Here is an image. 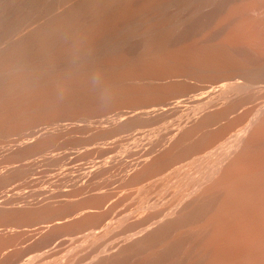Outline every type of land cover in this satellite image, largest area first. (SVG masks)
I'll return each mask as SVG.
<instances>
[{
    "label": "bare ground",
    "instance_id": "bare-ground-1",
    "mask_svg": "<svg viewBox=\"0 0 264 264\" xmlns=\"http://www.w3.org/2000/svg\"><path fill=\"white\" fill-rule=\"evenodd\" d=\"M134 35L141 38L142 46L139 52L142 63L156 59L157 63L162 62L163 66L170 68L169 79L173 86L171 93L167 90L163 95L161 90L155 95L157 98L162 95L172 98L171 101L166 99L167 103L165 101L154 104L150 100L144 105L137 103L139 108L134 102V106H137L135 110L116 116L117 123L123 124L133 117L160 115L153 121H145L143 127H138L139 130L136 128L138 132L127 138L132 144L146 145V148L142 149L139 162H133L129 166L128 173H131L127 174L128 188L122 187L125 190L123 197L126 195V199L111 200L107 212L100 215H96L100 211L99 207L93 206L76 212L77 216L73 219L87 217L77 225L86 232L84 236L81 235L83 232L77 234L76 236H82L80 239L77 237V241L73 239L76 237H73V240L70 238L73 244L80 242L68 251L69 255H64L67 259L72 255L77 256V264H264V0H0V90L6 92L3 93L7 99L14 95L20 98L18 101L22 99L24 104L29 102L28 98H33H30L32 95L27 97L29 94L22 96V92L30 91L40 95L48 89L57 96L55 94L62 90L59 89L60 86L69 85V78L63 77L64 74L90 70L88 59L102 49H96L94 45L107 41L111 44L117 43L114 46H118L119 42L133 39ZM173 41L177 42L176 46H171L173 48L161 47ZM99 44L98 46L101 45ZM131 48L129 47V52ZM114 50L115 47L110 53H115ZM129 52L125 51L127 54ZM107 65L103 68L111 66ZM113 65L120 69L125 64ZM162 71L164 73L166 69ZM117 75L119 78L120 75ZM136 75L138 77V74ZM116 77L111 78L115 80ZM123 77L124 75L122 79ZM141 77L143 75L138 78L142 79ZM135 80L133 82H136ZM90 81H93L92 78ZM200 82H203L202 85ZM198 83L201 86H196ZM105 85L110 86L106 82ZM96 86L92 87L93 90L98 88ZM131 87L134 90L136 88ZM89 89L91 90H87ZM131 89L129 88V91ZM85 90L79 92L83 93ZM66 91L64 93H71V90L70 93ZM99 92L98 94L102 93ZM3 93L1 91V97L4 96ZM50 93L47 92L46 95L49 96ZM116 93L119 94L117 91ZM142 93L136 94L138 96ZM77 94L79 93L76 92ZM130 94L132 96L134 91L128 95ZM145 94L153 97L151 92L145 91ZM76 95L74 97L78 98ZM110 95L108 99H111ZM42 96L35 95L34 98ZM108 99L106 100L109 101ZM44 101L39 104H45ZM34 102L35 99L33 104ZM47 102L46 104L52 100ZM14 103L11 100L0 102V108L2 106L3 110L5 109L0 111L5 112L8 107L14 106ZM57 103L60 106V102ZM19 105L17 104L16 109ZM131 105L130 107L134 108ZM71 107L74 105L69 106ZM26 108L31 110V107ZM39 108L40 106H35L32 109ZM110 108L113 110L116 106ZM23 110L21 111L28 113V109L26 112ZM87 110L85 111L88 113L90 110ZM21 113L17 112L14 117L17 118ZM107 113L110 115V112ZM81 114L79 113V116ZM110 118L109 120H112ZM165 119H170L171 130L160 125ZM29 120L31 121L30 117ZM70 121H66L69 122L68 125L72 124ZM108 122L101 121V124L104 123L106 127ZM66 125L64 124V127ZM83 126L85 125L80 127ZM74 127L76 126L69 125L65 129L72 131ZM40 134L37 136H41ZM126 135L129 136L128 133ZM32 137L34 136H31V139ZM118 140L116 138V142ZM132 153L129 151L127 154L130 156ZM110 157L106 158L111 159ZM104 160L102 163L106 165L108 161ZM99 166L94 164V170ZM118 166L121 168V164ZM101 187L103 188L102 185ZM60 221L56 226L70 222L67 218ZM47 225L50 227V224ZM52 227L51 225V229ZM61 240H64V237ZM61 240L59 239L60 242ZM57 247H54L55 250ZM45 255L48 254H43L42 257ZM15 256L17 257V254Z\"/></svg>",
    "mask_w": 264,
    "mask_h": 264
},
{
    "label": "rangeland",
    "instance_id": "rangeland-1",
    "mask_svg": "<svg viewBox=\"0 0 264 264\" xmlns=\"http://www.w3.org/2000/svg\"><path fill=\"white\" fill-rule=\"evenodd\" d=\"M108 43L109 42H107V41L101 42L100 44L101 45L103 44V46H101L98 43L101 47L98 46V44H96V45L93 44L94 48H96V49L102 48V49H100L101 52L99 50L98 52L95 53L94 56H91V58L88 59L89 64H90L89 65V69H90L89 71H87V72H76V73H72L69 75L68 74L63 75V77L65 76V77L69 78V82L71 84L68 82L69 87L67 85H62L59 87V89L61 88L62 90L60 89L61 91L58 90V92L60 91V93H62V91H63L62 94L59 93L61 96L59 94H55L57 96H54L53 92L50 93V91H48V89L46 91L49 92L53 96H51L50 94H49V96L46 95V93H47L46 91L43 92V94L45 93L44 96H42L43 95L42 93H40V95H39L38 93L33 94V92H30V91L22 92V94H21L22 96L29 94V96L27 95V97H30V95H32L30 98H33L32 100L28 98L29 102H27V103L25 102V104H24L22 99H21V101H18L20 98L14 96V95L13 96L16 99L13 96H11L10 98L8 97V99H7V96H5L6 92L3 90H0V95H1V91H2V93L5 92V94L3 93L4 96H2V97L0 96L1 97L0 102L11 100L13 103L17 102L18 105L20 104L19 105L20 107L18 106L19 108L16 109L17 104L14 103L15 107L14 106H11L10 108L8 107L9 110L7 109L5 112H3L5 110V109L3 110L4 107L2 108V106H1L2 109L0 108V110H3V111H0V115L2 116V117L0 116V118H1L0 119V146H1L0 147V264H19L21 262H22L21 264H24L26 262L28 264H31L32 262L34 264H61L62 261H63V264H75V263L77 264V262H78L77 256L72 255L67 259L66 255H69L68 251L72 247H74V245H76L78 242H80V241H78V242L73 244V243H71L70 238L71 239L73 237L82 238L81 235L84 236V232H86L85 229L78 228L77 225L87 217L77 218V220L73 219V217L75 218L77 216L76 212H79V210H83L85 208H88L89 206L91 208H93V207L98 208L99 207L98 209L100 211L96 215H100V214L107 212V209L110 205L109 203H111L114 199L115 200L116 199L124 200L127 197L126 195H124V197H123V193L125 192L124 189L128 188L126 182H127V179L129 178L128 175L131 173V172L128 173L130 170L129 166L132 165L133 162L134 163L139 162V157L143 151L142 149L146 148V145L141 146L140 144L139 145L138 144H132L131 140H130V142H129V140L127 141V138L132 137L135 134V132H138L137 131V129L139 130L138 127H140V126L143 127L144 123L149 122V121H153V120L159 118L160 115L159 114L150 115V116H148L149 118L147 116H144V115H142L140 117H133V118H130L129 120H127L126 122H123V124L117 123L118 121L116 119V116L121 115L123 113L125 114V112L127 113L128 111L135 110L137 106H138L137 108H139V104L144 105L146 102H149V100L152 103L154 102V104H156L157 102L158 103H161V102L165 103V101L167 103V100L171 101L170 99L172 98V96H163V95H165L167 93V90H169V92L171 93V88L173 86L171 85V81L169 79L170 68L168 66H165V65L163 66L161 64L162 62H160V64L157 63L158 61L156 59L155 60L151 59V61H149L148 63L147 62L142 63V60L140 57V52H139L141 49V46H142V42H141V38L138 37L137 35H134L133 39H131V40L122 41L121 43L119 42L118 46H114V44H117V43H113V44L109 43L112 45V46L110 45V47H108L109 51H108V49L106 50V47L109 46ZM136 43H137V45H136ZM176 43H177L176 41H173L167 45L164 44L161 47L173 48L174 45L175 46L177 45ZM132 44L134 46H132ZM171 46H173V47H171ZM113 47L116 48V50H114L115 53H110V51L112 50ZM129 47L130 48L132 47L130 49V52H129ZM103 50H105V51H103ZM125 51L129 52L128 53L129 55L127 53H125ZM118 53H120V54H118ZM137 54H138V56H137ZM93 57H94V61H92ZM109 57H112V58H109ZM135 57H137V58H135ZM106 58H108V60ZM131 58H133V59H131ZM127 61H129V62L125 63ZM106 63L109 64V66L110 65L111 66L109 68H107V67L103 68L104 66L107 65ZM113 64H116V65L119 64V66H121L120 64H122V65L125 64V65L123 67L121 66L123 69L121 67L119 69V68H115L117 66H115ZM132 64H134V66ZM96 65L99 68H97ZM144 65H145V67H144ZM113 66H115V67H113ZM125 66L127 67L126 69H125ZM131 66H133V67H131ZM142 66L144 68H142ZM128 69H130L132 72H130V70H129V73H128L127 72ZM136 69L138 72L136 71ZM165 69L167 72L164 71V73H162L163 72L162 70H165ZM168 69H169V71H168ZM125 70L127 72V75L124 74ZM133 71H136V72H133ZM142 71L146 72V73L143 74ZM112 72H114V73H112ZM155 72H157L158 74H156ZM133 73L135 74V76H129L130 74L134 75ZM153 73H155V74H153ZM75 74L76 75L79 74V76H77L78 78L76 77ZM97 74H99V75H97ZM100 74H101V76H100ZM102 74H104V76L107 74V76H105V78H104V76ZM116 74H118L117 76L120 75L119 78L116 77ZM121 74L124 75V77H123L124 82H123ZM136 74H138V77L143 75V77H141L143 79V82H142V79L138 78ZM150 74L153 75L152 76L153 79H151ZM113 76L116 77L117 80L116 79L114 80V78H111ZM71 78H73V79L71 80ZM85 78L86 79L89 78V80H86ZM91 78L93 80L92 82L90 81ZM144 78H147V79L144 80ZM127 79H128V81H127ZM138 79H140L141 81L139 82ZM134 80L136 82H133ZM158 80H161V81L159 82ZM162 80H164V81H162ZM107 81L109 83H107ZM118 81H120V82L118 83ZM73 82H77V83H73ZM78 82H79L80 86L78 85ZM97 82H99L98 85H97ZM105 82H106V84H108L110 86H106ZM114 82L116 85L114 84ZM153 82H154V84H153ZM81 83L83 84V86H81L82 85ZM86 83H88V84H86ZM102 83H103V85H100ZM200 83L202 85L203 82H200ZM200 83H198L199 85L196 84V86H201ZM73 84H76V85H73ZM77 86H79V87H77ZM95 86L98 88H96V89L94 88L95 90H93L92 87H95ZM100 86H102V87H100ZM131 86H135L136 87V88L134 87L135 90L131 89V88H133ZM62 87L64 88V90ZM65 87H66V89H65ZM75 88H77V90ZM88 88H91V90L89 89V91H88L87 90ZM129 88L131 89L130 91H129ZM137 88L139 91L137 90ZM103 89H104V91L102 92L101 90H103ZM126 89L128 90V92H126L127 91ZM65 90H67L66 92H69V93L71 90V93L66 94V93H64ZM79 90H80V92H81V90H85V91L83 93H80ZM96 90H98V91H96ZM120 90L122 92L125 90L126 91L123 93L122 92L120 93ZM99 91L102 93H100ZM116 91L119 92V94L116 93ZM133 91H134V94H132V96H131V94L128 95L129 92L133 93ZM145 91H146V93L151 92V94H153V97L150 96V94L149 95L145 94ZM160 91H161V93L163 92V95H162V97H159L160 98L159 99V98H157V96L155 94L157 92H160ZM73 92H75V93L72 94ZM76 92H78L79 94L76 95ZM98 92L100 94H98ZM109 92H111V93H109ZM135 92L137 94L142 93V92L143 93L139 94L137 96V94ZM13 93L15 94L16 92L14 91ZM54 93H56V92H54ZM94 93L95 94L97 93V94L95 95ZM109 94L112 95V96L110 95L111 99H108ZM35 95H36V97H38V96H42V97L41 98H34ZM75 95L78 98H75L74 97ZM84 95L86 97H84ZM103 95H105V96H103ZM133 95H134V98H133ZM135 95H136V97H135ZM119 96H121V97H119ZM52 97L55 99H53ZM130 97H132V98H130ZM88 98H91V100ZM97 98H99V99H97ZM112 98H114V100H112ZM140 98H141V100H138ZM147 98H149V99H147ZM13 99H14V101H13ZM34 99H35L36 103L34 102V104H33ZM63 99L68 100V101H64ZM106 99H108L109 101H107ZM157 99H158V101H157ZM24 100L27 101L26 99H24ZM38 100H39V102H38ZM42 100L43 101L46 100L48 102L52 100V102H49V103L47 102L48 104H46V101H44L45 104L44 103L39 104ZM54 100H55V102H53ZM69 100L70 101L75 100V101L69 102ZM136 100H137V102H136ZM61 101L63 102V104H64V102L68 103V104L63 105V104H61L62 103ZM78 101H79V103L83 102V104L78 103L79 104L78 105L77 104ZM91 101L93 104L91 103ZM94 101L96 102V104H94ZM57 102H60V106ZM134 102L136 104L137 103H139V104H137V106H134V105H136V104H134ZM31 103L33 104V106H29ZM50 103L54 104V105H51ZM86 103L89 105H87ZM108 103L110 104V106ZM35 104H37V105H35ZM75 104H77V106ZM121 104H124V106H121ZM127 104L128 105L130 104L134 108H131L130 105L128 106ZM49 105H51L53 109ZM55 105H57V106H55ZM73 105H74L73 108L72 107L69 108V106H73ZM26 106L31 107V110H30V108H26ZM35 106H38V107L40 106V108H39L40 110L39 109L36 110L37 108L35 110H33ZM43 106H44V108H45V106H47L46 108H48V107L49 108L44 109ZM99 106H101V108H99ZM111 106H112V109L115 106H116V108L111 110V108H110ZM118 106H121V108L120 107L118 108ZM129 107H130V109H128ZM141 107L142 106H140V108ZM5 108H7V107H5ZM78 108H79V110H78ZM90 108H94V109L93 110L91 109L92 110L91 111ZM103 108H108L110 110L108 111V110L103 109ZM23 109H25V112L28 109V113L27 112L24 113ZM87 109L90 110L91 112L88 111ZM95 109H97V110L94 111ZM98 109H100V110L98 111ZM101 109L105 110V112ZM21 110H23V111H21ZM32 110H33V112H32ZM51 110H53V112ZM67 110H68V112H66ZM85 110H87L88 113ZM77 111H80V112H77ZM17 112L18 113L23 112V113H21L20 116H18L19 115L18 114L17 118H15L14 115L17 114ZM73 112H74V115H72ZM107 112H110L109 113L110 115H108ZM68 113H70L71 115ZM79 113L80 114L86 113V114H81L80 115L81 117H80ZM65 114H66V116H65ZM87 114H88V116H87ZM94 114H95V116H94ZM7 115H8V117H7ZM91 115L93 117H91ZM96 115H98V116L96 117ZM3 116H6L5 117L6 120ZM12 116L14 118H12ZM31 116H33L34 118H32ZM62 116H64V117L62 118ZM109 116L110 117L113 116V118H110ZM156 116H158V117H156ZM27 117H28V119H27ZM29 117L31 118V121L29 120ZM60 117H61V119H60ZM88 117H90V119ZM9 118H12L14 120H12V119L10 120ZM21 118L22 119L26 118V119L25 120L23 119V121L21 122L20 121V120H22ZM41 118H43V120ZM71 118H73V119L71 120ZM109 118L112 120H109ZM114 118H115V120H114ZM4 120H5V122H4ZM54 120H58L59 122L54 121ZM67 120L70 121V123H72L69 125H75L76 126L72 129L73 132L71 130L67 131L65 129V127L69 126L68 125L69 122H66ZM75 120H77V121H75ZM107 120L109 122L106 123V127H105L104 123ZM101 121H103L104 123L101 124ZM132 121H134V122H132ZM14 122L15 123L17 122V123L14 124ZM50 122H51V124H48ZM74 122H75V124H74ZM76 122L77 123L79 122L78 123L79 126L77 125ZM44 123H45V125H44ZM98 123H100V125ZM4 124H7V125H5L6 127L4 126ZM26 124H29L30 128ZM64 124L65 125L67 124V125L64 127ZM83 124L85 126L80 127ZM102 125L105 128L102 127ZM160 125H163L164 127H169L168 130H171L170 129L171 128L170 119H169V121H168V119L163 120ZM2 126H4V128ZM35 126L37 128H35ZM32 128H34V129H32ZM45 128H46V130H45ZM79 128H81V129H79ZM93 129H95V131ZM132 129H134V130L132 131ZM19 130H20V132H19ZM31 130H33V131H31ZM64 130H66V131H64ZM92 130H93V132H92ZM107 131H108V133L106 134ZM164 131H166V129ZM36 132H38V134H36ZM60 132H62V133L59 134ZM100 132L102 133L103 136L101 135ZM103 132H105V133H103ZM126 132L129 134V136L126 135L127 134ZM132 132H133V134H131ZM91 133H93V134H91ZM39 134L41 136L38 137L37 135H39ZM58 135H60V136H58ZM31 136H34V137H32L33 139H31ZM63 136H65L66 138ZM21 138H23V139H21ZM116 138H117V140H118V138H120L118 140V142H116ZM45 139H47V140H45ZM84 139H86V140L84 141ZM111 139L113 141L110 142ZM40 140H41V142H40ZM42 140H44L45 142L44 141L42 142ZM59 141H61V142H59ZM72 142L74 145L71 144ZM91 142L92 143L94 142V143L92 144ZM61 143H62V146H61ZM110 143H114V144H110ZM123 144H124V146H123ZM127 145L130 146V148L127 147ZM124 147H126V148H124ZM114 150H115V152H113ZM129 151L133 152L132 155H130V156L127 154ZM134 153H137V154L134 155ZM107 154H110V155H107ZM104 155L106 157L111 156L112 158L110 157L111 159H107ZM126 155H127V157H126ZM101 156H103V157H101ZM135 156L137 158H135ZM95 158H96V160H95ZM99 158H101V159H99ZM127 159H129V160H127ZM75 160H77V161H75ZM103 160L104 161L107 160L108 163L106 165H104V163H102ZM117 160L120 162H118ZM97 161H99V162H97ZM109 161H110V163H109ZM124 161H125V163H124ZM111 163H112V165H111ZM40 164H42V165H40ZM94 164L95 165L99 164L100 165L99 168L94 170L95 169ZM120 164H121V168L118 166ZM109 165H111V166H109ZM82 166H84V167H82ZM54 167H55V169H54ZM81 168H83V170ZM126 168L128 170H126ZM91 170H94V171L92 172ZM89 171H91V172H89ZM126 171H127V173H126ZM87 172H89V174L90 173H92V174L94 173V174L89 175ZM115 172H117V173L115 174ZM95 174H97V175H95ZM96 176L97 177L100 176V177L98 179L94 180V178H97ZM89 178H91V179H89ZM122 178L123 179L125 178L126 180L125 179L123 180ZM93 185H95V186H93ZM101 185L103 186V188L101 187ZM94 187L96 189H94ZM78 189H80V190L78 191ZM95 190L98 191L99 193H97ZM93 194L95 196H93ZM96 195H98V196H96ZM95 199H96V201H95ZM103 199H104V201H103ZM97 201H99V202H97ZM97 204H98V206H97ZM103 206H105V207H103ZM102 207H103V209H102ZM66 218L67 219L70 218V222L60 224L59 226L57 225L56 227L53 226L52 229L54 231L51 229V227H48L49 228V229H47L48 231L46 230V228H44L45 225L48 223L56 222L59 219L64 220ZM41 224L42 225L44 224V225L42 226ZM51 230H52V232H51ZM80 233H82V234L76 236L77 234H80ZM85 235H86V233H85ZM63 237H64V240H61ZM49 238H50V240H49ZM76 238H73L74 241H77L80 239V238L79 239L78 238L76 239ZM59 239L61 240V242L59 241ZM57 241L59 243H57ZM54 243H55V245H54ZM56 243L58 245H56ZM72 244H73V246H72ZM22 245H23V247H22ZM70 245H71V247H70ZM54 247H57V249L55 250ZM46 249L47 250L49 249V251H47ZM4 250H6V251H4ZM44 250H45V252L42 253V251H44ZM2 251H4V253ZM16 254H17V257L15 256ZM39 254H42V255L48 254V255H45L42 257V255H39ZM64 254H66V255H64ZM63 256H64V258H63ZM11 258H12V260H11ZM38 258L39 259L41 258V259L39 260ZM34 260H35V262H34ZM8 261H9V263H8ZM29 261H31V262H29Z\"/></svg>",
    "mask_w": 264,
    "mask_h": 264
},
{
    "label": "crops",
    "instance_id": "crops-1",
    "mask_svg": "<svg viewBox=\"0 0 264 264\" xmlns=\"http://www.w3.org/2000/svg\"><path fill=\"white\" fill-rule=\"evenodd\" d=\"M82 190H83V189H82ZM78 191H79V189H78ZM69 220H70V218H69ZM57 222H61L60 219L57 220L56 223L54 222L55 224H53V223H48V224H50V227H51V225H52V226H54V225L56 226ZM47 226H49V225L46 224L45 227L48 228ZM45 227H44V228H45Z\"/></svg>",
    "mask_w": 264,
    "mask_h": 264
}]
</instances>
